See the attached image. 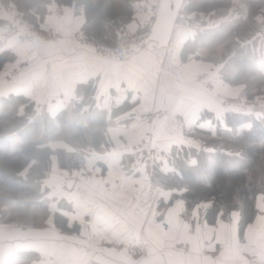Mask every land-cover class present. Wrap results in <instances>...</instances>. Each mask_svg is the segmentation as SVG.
Segmentation results:
<instances>
[{"label": "crops", "instance_id": "0c3cea01", "mask_svg": "<svg viewBox=\"0 0 264 264\" xmlns=\"http://www.w3.org/2000/svg\"><path fill=\"white\" fill-rule=\"evenodd\" d=\"M144 1L136 4L138 10L127 30L152 24L153 1L140 12L138 5ZM237 5L239 12H232ZM245 7L246 3L232 0V17L245 14ZM49 9L40 30L56 29L59 35L41 38L33 29L25 39L22 35L31 31L29 25L20 24L10 7L0 5V20L5 21L0 23L2 49L15 54L0 72V95L24 94L34 100L37 109L45 107L54 115L75 97L78 84L95 79L96 99L102 107L110 109L127 98L135 105L107 128L112 143L108 150L91 152L81 167L73 170L60 169L53 158L51 173L43 184L52 199V214L58 210V201L65 199L71 210L59 211L70 224H80V231L62 232L51 216L44 228L27 223L23 225L26 229L20 226L0 232L4 243L0 254L7 255L2 264L19 250L37 251L40 258L34 264H264L263 195L257 197L258 212L243 239L239 237L237 211L229 221L219 218L209 225L202 217L209 205L206 202L198 204L189 216H185L181 199L165 209L159 207L161 202L168 203L173 191L152 182L142 144H159L154 164L170 171L172 147L189 145L184 128L210 124L209 120L199 123L204 110L220 112L209 95L197 93L188 76L212 70V65L190 58L181 62L180 49L186 39L179 33L181 27L175 28L169 46L161 53L142 46L124 59H116L95 54L78 39L85 22L82 11L75 14L72 7L55 3ZM211 79L217 92L224 88L221 78ZM52 145L73 151L62 141ZM70 180L74 182L68 188ZM184 246L187 252L182 250Z\"/></svg>", "mask_w": 264, "mask_h": 264}, {"label": "trees", "instance_id": "16d2710c", "mask_svg": "<svg viewBox=\"0 0 264 264\" xmlns=\"http://www.w3.org/2000/svg\"><path fill=\"white\" fill-rule=\"evenodd\" d=\"M139 0H0V5H13L28 25L40 27L50 12V5L72 7L82 11L85 22L82 34L94 41L114 46L127 24L134 17ZM141 1V0H140ZM247 15L229 18L216 27L196 30L183 42L180 59L200 58L198 49L208 50L205 60L223 64L222 81L231 86L246 84L245 93L253 98L264 86V57L258 33L264 26V0H245ZM232 0H185V8L207 16L227 14ZM258 16L263 22L258 23ZM1 24L5 21L0 20ZM0 40V72L15 59V54L2 49ZM254 69L253 79L247 82ZM97 82L90 79L77 85L75 97L63 109L51 115L43 107L37 109L30 97L21 93L0 95V209L3 220L30 216L34 228L45 227L52 216L54 226L62 232H79L80 224L69 223L59 210H71L65 200L58 201V210L51 211L52 199L43 188L52 169L53 158L60 169L81 166L91 152H104L111 147L107 128L114 119L135 105L129 98L121 104L104 108L97 102ZM232 106L221 119L204 110L199 123L210 121V127L196 125L191 135L204 147L173 146L172 169L164 172L155 163L150 177L153 183L173 191L168 203L185 202V216L203 202L208 207L203 220L216 224L221 218L229 221L239 212V237L257 215L258 195H264V112L261 116ZM62 141L73 148L68 152L52 143ZM6 211V212H5ZM5 212V213H4ZM6 222V221H5ZM40 255L34 250H19L5 264H34Z\"/></svg>", "mask_w": 264, "mask_h": 264}, {"label": "rangeland", "instance_id": "374dc122", "mask_svg": "<svg viewBox=\"0 0 264 264\" xmlns=\"http://www.w3.org/2000/svg\"><path fill=\"white\" fill-rule=\"evenodd\" d=\"M151 1H153L151 8L153 10L154 9L156 10L157 9V5H156V1L157 0H145L144 4L138 5V8H139L140 12H142V11L145 12V8H147V6L150 5ZM139 2H140V0L135 3L134 10L137 9L136 8V4L139 3ZM240 2L242 4L246 3V7L245 8L247 10L244 12L245 14L242 13V14H239V15H247L248 10H249V3L247 1H245V0H239V3ZM153 4H154V7H153ZM3 6L5 8H9L10 7L13 10V12H14L13 16H14L15 20H16V18L18 19L20 24L21 23H25L21 19V14L16 10V8L13 5H6V6L3 5ZM73 11H74L75 14L81 13V11L77 12L74 9H73ZM234 11L235 12H239L238 5L235 6V9L232 10V12H234ZM196 14H198L201 17V19H202V25H201V27L198 30L203 29V28H208V27H216V26L220 25L221 23L227 21L229 18L232 17L231 11H229L227 14H214V15H210V16H207V15L201 13V12H196ZM256 21L258 23H262L263 22V17L258 16ZM149 25H150L149 23L145 24V26L143 25V26H141L140 28H138L136 30H132L131 28H130V30H127L128 28H126L124 33L121 34V37L119 38L117 43L114 46H111V47H115L118 44H122V42L127 40L128 37H130L132 35H135V34L141 33L143 31V29L147 30V27ZM29 27L31 29V33L30 32L25 33V35H24L25 39L29 38L30 34L33 33L32 32L33 29H35L36 32H37L35 34H37V36L41 37V38L50 39L52 37H55V36L59 35L58 31H56V29L53 30V31L45 33L43 30H40V27H35V26H32V25H29ZM180 31L181 32H179V33L182 34L185 38H188L189 36H191V35H193L195 33V31H192V30L184 28V27H181ZM258 35L261 37L260 40H262V41H259L258 43H259V45H261V48L263 49V52H261V55L264 57V26L261 28V30L258 33ZM77 36H78V39H83L88 45L92 46L91 44L94 41H92L91 38H88V37L84 36L82 34V31H80ZM106 44L109 45L108 43H106ZM198 51L201 54L200 58H196L195 56H190L189 58L192 59V60L206 61L205 60V56H206L208 50H206V49H198ZM129 55H131V54H129ZM188 59H187V61H188ZM206 62H208V61H206ZM182 63H184V62H182ZM210 64L212 65L211 66L213 68L212 70L210 69V70H206V71L200 72V73L196 72V73H193L192 75H188V76L193 80V84L195 85V88H196V89L195 88L194 89L197 90V93L204 91V93L206 95H209L211 97V99L214 100V102H216L217 105L220 107V112H218V115L213 112L215 116L217 115V118L221 119L223 114H224V112L226 111V109H229L232 106L239 107L237 109H240L242 107L241 109H244V111H247L248 113H254V115L257 116V117L263 115V112H264V86L259 91V93H257V95H255L253 98H248V95L245 93V90L247 88L246 84H240V85H237V86H231L229 84H226L223 81L225 83L223 85L224 88H220L219 92H217V90H218L216 88L217 86L216 85H214L215 87L213 86L214 83L212 84L213 79H211V76L212 77L214 76V77L221 78L220 71L224 67V65L223 64L214 65L213 63H210ZM253 73H255L254 69L252 70L251 75H249V77L247 79V82H249V81L251 82L252 81V79L254 78L253 77V75H254ZM178 121H179L178 123L184 128V126H183L184 122L182 123V118L181 117L178 118ZM199 126L204 127V128H208V127H210V124L207 122V124L205 126H202V125H199ZM184 130H185L184 133H183L184 134V139H186V140L189 139L190 140L189 141V145L196 146V147H199V148L209 149L207 147H204L199 139H196V138H194L191 135L193 129L188 130L187 128H184ZM142 145H144L143 148L146 147L145 150H147V153H145V150H144V157H147V158L149 156L150 150H155L157 145L160 146L159 144H156L153 141H148L147 143H143ZM161 145L163 146L165 144L161 143ZM84 158L85 157H83V159ZM152 167L153 166L149 167V174L152 171ZM3 215H6V214H2V208H1L0 209V232H5V231L10 232V231L15 230L16 227L18 228V227L23 226V225H25L27 223L31 224V218H30L29 215L28 216H22L20 220H17V219L3 220ZM47 224H48V221H47L45 227L47 226ZM23 229H26V228L24 227ZM9 240L10 239L8 238V241ZM0 244L3 245L4 243H2V241L0 240ZM6 246H7V248H10V245H6ZM5 258H7L6 254H5V256L0 254V264H2L4 262Z\"/></svg>", "mask_w": 264, "mask_h": 264}, {"label": "built area", "instance_id": "2783aa9c", "mask_svg": "<svg viewBox=\"0 0 264 264\" xmlns=\"http://www.w3.org/2000/svg\"><path fill=\"white\" fill-rule=\"evenodd\" d=\"M201 25H202L201 17L198 14H196V12L188 11L185 8V4H184L176 15L175 26L184 27L192 31H196L201 27ZM150 27L151 25L147 27V30L143 29L141 33L128 37L127 40L122 42V44H118L115 47H111L107 45L106 42H98L92 40L94 41L91 44L92 50L97 55L114 57L116 59H124L126 56H128L129 54H133L138 48L143 46L144 40L149 35ZM13 30H16V27H13ZM22 36L24 38V35ZM145 153H147V150H145ZM156 155L157 152L155 150H150L148 156V162L150 166L154 165V162L156 160ZM182 250L184 252H187L188 247L184 246L182 247Z\"/></svg>", "mask_w": 264, "mask_h": 264}, {"label": "water", "instance_id": "95a60500", "mask_svg": "<svg viewBox=\"0 0 264 264\" xmlns=\"http://www.w3.org/2000/svg\"><path fill=\"white\" fill-rule=\"evenodd\" d=\"M184 4L185 0H158L149 35L143 42L147 50L161 53L169 46L176 28V15ZM73 182V180L69 181L68 188Z\"/></svg>", "mask_w": 264, "mask_h": 264}]
</instances>
